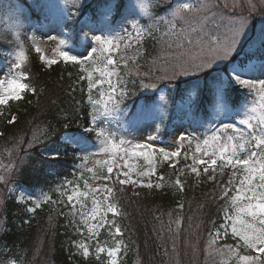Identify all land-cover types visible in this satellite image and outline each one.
<instances>
[{
    "label": "snow or ice",
    "instance_id": "obj_1",
    "mask_svg": "<svg viewBox=\"0 0 264 264\" xmlns=\"http://www.w3.org/2000/svg\"><path fill=\"white\" fill-rule=\"evenodd\" d=\"M45 7V5H37ZM122 6V5H121ZM144 15H149V4L142 3L139 5ZM208 6L200 3H178L171 11V20L165 19V23L169 24V32L176 33V20H186L185 14H195L203 11ZM0 13L6 14L11 21V27L16 32V45L19 49L15 53V59L12 60L9 69L8 77L0 79V105H7L10 100L22 99V93L29 87L26 83H22L21 79L26 80L27 76L21 73L20 79L13 75V68L19 69L26 60V54L23 47V42L20 39L23 34L24 21L22 19L23 9L18 3H6L0 5ZM103 22L97 23L94 26H89L87 31L81 29V35L84 41L87 42L83 54H72L70 52L71 45L67 40L60 39L58 46L55 49V55L58 59L47 58L38 38L33 35L30 37L33 41L34 51L39 55L40 61L48 66L64 62H71L79 65L81 72L84 75L82 80L87 81L88 101L91 105V110L87 113V119L82 125V132L69 134L65 132L58 137L54 143L56 148L47 155L48 162L53 166L60 164L61 158L69 151L71 147L73 152V164L76 168L93 173L100 162H96L93 166H89V155L106 154L110 157L102 162L106 165L107 176L98 177L105 181L112 178L114 169H118L115 173L116 179L120 185L140 184L141 187L152 188L151 182H138L130 175L132 165L128 160L132 157L142 158L147 164L152 165L157 153L164 160H171L181 155V149L184 147V142L189 145L196 141L195 153L192 156V164L189 165L190 171L200 176V167H203V173L207 174L211 170L212 175L210 180L215 178L217 167L221 170L231 168L232 174L226 184L222 186L221 199L227 198L228 207L231 211L225 212L226 220L229 223L221 224L224 229L223 235H228V229L231 230V235L237 240L235 247H229L230 253L236 257L237 264H264V66L261 67L260 76L252 77L245 75V68L241 67L238 62V54L243 49L247 39V31L250 30L247 17H239L229 25V35L221 41L219 38L211 40L214 45L209 48L210 55L206 57H198V63H195V69L199 74H207V78L213 83L209 89H200L197 85L189 92L187 96V106L190 110L200 113L198 126L205 128V134L201 138L196 134V130L192 132L181 130L176 137L174 143L176 149L169 151L164 147L155 148L147 142H139L127 135L120 134L112 129L113 121L119 122L122 126L126 123L128 129L134 130L135 127L145 121H153L163 123L168 118V110L166 105L157 104L155 100L142 104H135L132 108L125 106V101L134 93L129 91L128 84L125 79L120 76L116 70L119 66L118 61L113 58V53L119 51V41L124 37L112 28L110 19L111 12L104 11ZM76 16L75 12H69L63 17L62 22L70 21ZM129 27L135 32L136 38L139 40L144 34L139 24L135 21H129ZM129 27L123 28L124 34H131ZM183 31V29H181ZM99 33V34H97ZM49 40H57L58 37L50 35ZM189 44L192 41L188 40ZM255 47L261 52H264V28L261 29L260 35L256 40ZM10 51V50H9ZM94 54H96L94 56ZM87 62V63H86ZM101 63L103 66L101 67ZM127 67V65H124ZM191 65H189V68ZM182 71L179 74H187L188 68L181 66ZM100 79H94L97 75ZM2 75V73H0ZM113 77H116L115 83ZM107 83L108 92L106 94L101 91L100 99L93 98V92L97 85ZM140 88H152L151 83L141 82ZM241 89H246L249 96H256V101L245 111L239 114L234 122H227L224 119L219 122L212 119L213 115L228 112V100L233 94H240ZM34 91V90H33ZM182 98L184 94L182 93ZM165 98L160 97L163 101ZM231 119V117H229ZM68 126L65 125V128ZM94 134L95 144L99 145V151L89 153V146L92 141L91 135ZM119 136V139L117 137ZM156 136L149 135L146 141H154ZM33 143V141H29ZM77 152L79 155H77ZM123 160V163H119ZM187 158V157H186ZM79 160L80 163L76 164ZM219 162V165H218ZM174 167V165H172ZM128 169V171H124ZM155 167H150L147 170L139 173L142 177H150L155 174ZM181 175L183 172L181 171ZM239 175V179L237 176ZM120 176L125 177L120 179ZM159 179L163 180L161 176ZM70 181H66L62 188H67ZM176 185L183 190V184L179 178L176 180ZM85 187L89 191H80L79 187L72 190V194L67 196V201L72 205V210L75 211L77 204L80 205L81 221L88 223L94 221L88 227V232L92 234L94 229L104 226L106 216L111 213L113 217L120 214L116 204L109 201L112 193L111 188L103 189V200L97 199L96 194L101 192L100 188L92 189L87 181L84 182ZM160 184L155 187H160ZM232 193L229 196V193ZM92 193L90 210L83 200L89 198ZM83 198V200L81 199ZM50 197L45 193L42 200L34 201L35 208H39L42 203L49 202ZM182 207V205H181ZM35 208H30L28 211H34ZM113 227H115L113 222ZM115 234L120 235L121 230L115 227ZM221 235L219 229L215 230L214 238L210 244L215 243V240ZM82 249L83 255H89V249L83 244L78 245ZM243 248L250 250L257 255H240L238 249ZM103 247H97L96 252L103 253ZM119 249L110 248L107 251V256L112 258L110 264H117L115 257ZM99 258V257H98ZM10 264H15L14 261Z\"/></svg>",
    "mask_w": 264,
    "mask_h": 264
},
{
    "label": "rangeland",
    "instance_id": "obj_2",
    "mask_svg": "<svg viewBox=\"0 0 264 264\" xmlns=\"http://www.w3.org/2000/svg\"><path fill=\"white\" fill-rule=\"evenodd\" d=\"M32 5L35 3L38 5H45V7H40L39 19H32L27 17L23 19L24 29L23 32L27 31L25 34V41L28 44L23 43L24 51L26 57L28 58V51H34L33 41L30 39L31 36L35 35L38 38L40 47L43 50L44 55L50 59H58L55 55V49L58 46V41L60 39L67 40L71 45L70 52L72 54H83L87 42L83 40L81 30H88L89 26H94V22L86 20L84 18L78 20L75 24L76 26H70V29L66 28V22L63 21V17L69 12L78 13L84 3L88 0H28ZM129 7V12L127 16L120 17V22L115 21L116 27L120 26V29H115V25L112 26L113 30L119 32L120 35L125 36L123 28L129 27V21L135 20L136 22L140 19V22L137 23L141 26V20H148V23H151L154 18L153 12H155V7L161 6L159 11L160 16L158 19V26L164 30L165 41L162 39L164 47H162V54L160 57H154V59L149 60L146 67L140 68L139 70H133L132 65L128 64L130 54L123 50L121 59V66L124 70L117 67V71L120 73L126 82H131L134 84L135 89H132L128 84L129 91L134 93L130 95L129 101H125V106L132 108L135 104L146 103L145 97L152 96L153 100L157 104L166 105L168 114L170 109L172 113L169 118V122L166 119L163 123H156L151 120L145 121L135 127L134 130L128 129L126 123L122 126L119 122L113 121L111 124L112 129L116 130L120 134L127 135L129 138H132L139 142H147L152 144L155 148L164 147L169 151L176 149L177 145L174 143L176 137L181 132V130H187L192 132L193 129L196 130V134L201 138L205 134V128H200L198 122L200 120V113L195 118L190 115L191 111L187 106V96L189 92L195 87L193 79H197L202 82L200 89H209L204 87L203 82L207 80V85H212V81L207 78V74H199L195 69V63H198V57H206L210 55L209 48L214 46L211 44V40L219 38L223 41L229 35V25L234 22L239 17H247L248 25L250 30L247 31V39L249 43H246L243 49L238 54V62L241 64L242 68H245V75L252 77H259L261 67L264 66V52H261L258 48L255 47L257 38L260 35L261 29L264 28V0H199L200 3L206 4L208 7L195 14H185L186 20H176L177 24L176 33L171 34L169 32V24L165 23V19L171 20V11L174 6L178 3H196L197 0H124ZM11 3L14 0H10ZM34 3V4H33ZM147 3L149 4V15H144L142 9L139 7L140 4ZM22 6V4L18 3ZM39 7V6H38ZM111 7L109 6L107 11L111 12ZM23 13L25 12L24 7L22 6ZM102 13V12H101ZM153 15V16H152ZM96 19V23L103 22V14H99ZM96 25V24H95ZM183 29V31H181ZM129 32L126 36H129L131 41L129 44H135V32L129 27ZM99 34V33H97ZM50 35L57 36V40H49ZM129 38V39H130ZM191 40L192 43L189 44L188 40ZM120 45V44H119ZM29 49V50H28ZM10 50V51H9ZM19 49L16 45V32L15 29L11 27V21L7 18L6 14L0 13V79H6L8 77V69L12 62L15 59V53ZM122 47L120 45L119 51L113 53V58L116 53L121 52ZM249 54V56H248ZM36 55L39 58L38 53ZM96 54H94L95 56ZM255 56V57H254ZM262 57V59H259ZM24 61L23 64L27 61ZM119 59V58H118ZM133 59V58H132ZM40 60V59H39ZM243 60V61H241ZM62 61V60H61ZM118 61V60H117ZM64 62V61H62ZM71 63V62H70ZM87 63V62H86ZM21 65V67L23 66ZM43 64V63H42ZM45 65V64H44ZM127 65V67H124ZM189 65L191 67L189 68ZM48 66V65H45ZM103 66V63L100 65ZM181 66L188 68L187 74H179L182 71ZM19 69L13 68V75L16 78L20 79L21 73H24ZM264 79V77H260ZM94 79H100L97 75L94 76ZM116 77H113V82L115 83ZM187 82L186 87L182 88L183 90L178 93V86L181 85L183 81ZM21 82L24 83V79H21ZM141 82L151 83L154 85L152 88H140L139 85ZM164 83L170 84V94L165 91L161 86ZM182 86V85H181ZM209 86V87H210ZM100 92L103 91L106 94L108 92V85L104 83L103 85H97ZM241 94H237L241 97L238 102L233 98H237L236 94H233L228 100V112L220 113L219 115H213L212 119L219 122V120L224 119L227 122H234L239 118V114L245 111L248 107L252 106L256 101V96H249L246 89L240 90ZM184 94L183 98L181 94ZM23 94V93H22ZM163 96L165 99L160 100V97ZM137 98V99H135ZM100 99V97H99ZM149 101V102H151ZM47 105V104H46ZM191 114V113H190ZM231 117V119H229ZM188 119L197 120L196 122ZM168 125V132L165 138H162L160 135L162 133V128H166ZM82 132V129L80 130ZM73 134L71 132H67ZM156 136L154 141H146V137L149 135ZM86 135V134H85ZM92 136V141L89 146V153H95L99 151V145L95 144L94 134H88ZM28 136V135H27ZM26 136V137H27ZM26 137H22L19 134L18 140H25ZM119 139V136L117 137ZM17 141H13L12 144L5 143L6 140L0 142V203L1 199L8 191L9 193L16 196V200L26 204L28 211L30 208H35L34 201L42 200L43 196L38 194H27L22 192L13 191L10 187V178L9 174L11 173L13 167V155L16 148ZM38 141V135L34 137V143ZM30 144V143H29ZM196 141H193L191 145L187 142H184V147L181 149V155L179 157L173 158L169 161L171 165L177 164L180 162L181 166L174 173H180L181 171L186 170L189 174H193L190 171L189 165L192 164V156L195 153ZM26 146L27 141H26ZM79 154V153H78ZM158 161L164 160L159 153L155 156ZM187 157V158H186ZM110 157L106 154L102 155H89V166H93L94 163L100 162L99 166L103 170L107 171L106 165H103L104 160H108ZM119 163H123V160H119ZM166 161V162H167ZM155 158L152 165L147 164L142 158L132 157L128 160V163L133 167L130 171V175L133 179H136L138 182L148 183L151 182L155 184L156 180L154 175L150 177H142L139 173L147 170L150 167H154ZM80 161L78 160L77 164ZM219 165V162H218ZM205 166V165H203ZM80 169V168H79ZM230 169L228 177L232 174V169ZM82 170V169H81ZM157 170V167H155ZM115 172L119 171L114 169ZM128 171V169H124ZM211 171V170H210ZM221 169L217 167L216 173H221ZM156 172V171H155ZM203 172V170H200ZM116 176V175H115ZM194 176H197L196 174ZM125 177L120 176V179ZM239 179V175L237 176ZM177 178H174L176 182ZM168 179L163 178L160 184H167ZM176 184V183H175ZM132 187H141L139 183L136 185L126 184ZM77 187L75 184L70 183L67 186L66 190V199L67 196L72 194L73 188ZM80 191H83L81 186H78ZM97 188V187H95ZM93 188V189H95ZM102 186L101 192L97 193V199L103 200V189ZM107 188H111L107 186ZM232 193H229L231 196ZM92 193H90L91 201ZM146 196L137 197L136 200L132 201V217L139 220H144L141 225L133 224L132 229L135 232V237L142 238L140 240L141 246L144 245L149 249V255L147 257L146 264H150L151 259L156 255V258L153 261V264H237V259L233 256L229 247H235L237 240L232 237L230 228L228 229V237L233 240V242H223L225 238L224 229L220 227L221 224L229 223L226 220L225 212L231 211L228 207L227 201L226 204L219 208L217 211L220 218V224L216 225L213 222V214L205 208V205L201 204L193 209L187 211L186 217L183 218L180 216L174 215L170 210L162 211V209L155 208L154 205L147 204ZM82 199V198H81ZM1 205V204H0ZM92 204L89 208L90 210ZM112 216L109 213L106 216L107 223L103 227L94 229V232L90 234L88 232V227L91 224L96 223L94 221H89L87 224L82 222L80 223L84 226V237L79 240V244L83 243L90 253H97V247H103L105 251L103 253H97L98 255H103L105 259L110 262L112 258L107 256V251L110 248H118L120 251V242L115 238V227L112 226ZM110 217V219H109ZM113 217V216H112ZM111 221V223H110ZM113 228V229H111ZM219 229L221 235L215 240V243L210 244V241L214 238L215 230ZM82 251V250H81ZM119 251L115 257L118 262ZM240 255H257L250 250H245L242 247L238 249ZM37 264V263H35ZM133 264H138L137 260Z\"/></svg>",
    "mask_w": 264,
    "mask_h": 264
},
{
    "label": "trees",
    "instance_id": "obj_3",
    "mask_svg": "<svg viewBox=\"0 0 264 264\" xmlns=\"http://www.w3.org/2000/svg\"><path fill=\"white\" fill-rule=\"evenodd\" d=\"M9 1L0 0V5L9 3ZM14 2L22 4L25 9L22 19L31 16L32 19H39L38 4L33 3L32 5L28 0H14ZM109 6H112L110 17L112 26L115 25V21L120 22V17L127 16L129 12V7L124 0H88L78 13L75 12V17L66 22V28L76 26L78 20L83 18L88 25L86 20L94 22V25L97 24L95 18L102 14L101 12L107 11ZM161 8V6L155 7V12H153L155 15H152L154 20L151 23H148V20H141L145 34L139 40L134 37V45L129 44L132 38L126 35L119 41L122 51L116 53L115 57L118 60V67L122 70L121 73L124 72L121 66L123 50L130 54L128 64L132 65L134 71L139 70L138 67L144 69L149 60L160 57L163 53L162 39L164 38L165 41V35L164 30L158 26ZM138 21L140 22V19ZM115 29H120V26L115 25ZM77 31L81 32V30ZM26 32L20 36L24 44H27ZM27 54V61L21 70L26 73L24 75L27 79L24 83L29 87L23 92L22 99L10 100L7 105H0V142L6 140L5 143L12 144L13 141L18 140L19 134L22 137L28 135L26 137L28 146L23 139L17 141L12 159L13 167L9 174L10 187L15 189L13 191H24L32 195L43 196L46 193L50 200L28 213L26 204L17 201L16 196L9 193L10 189L6 191L0 203V264H9L12 261L15 264H110L103 255L97 253L89 252V255L85 257L82 249L78 247L79 240L85 234L84 226L79 220L81 209L77 204L73 211L72 205L68 203L67 189L61 187L66 181H70L75 186H81L83 191H89V188L85 187V181L92 189L102 188V186L111 187L112 193L109 201L116 204L120 212L116 217L110 216L112 218V223L111 221L110 223L113 225L114 222L115 227L121 230V234L114 238L120 242L117 264H133L135 260L138 264H146L149 255V249L140 244L139 239L142 238L135 237V232L131 228L133 224L141 225L144 221H137L132 217V201L139 196H146L147 204L154 205L162 211L170 210L174 215L183 216V218L186 217L188 210L203 204L213 214L214 224H220L217 211L227 201V198L221 199L220 196L222 186L229 179V168H224L221 173H215V178L210 180L208 177L212 175L211 171L207 174L201 172L200 176H194L195 173L189 174L184 170L181 175V172L174 173L181 166L180 162L174 164L173 167L170 163L168 164L169 161H158L155 157L154 167H157V170L154 178L156 182L152 188H147L120 185L115 171L111 179L107 181L99 179L98 177L108 175L107 171L101 167L95 168V175L87 171H83L81 175L82 170L73 164L71 147L61 158L60 164L55 166L50 164L47 155L56 148L54 141L65 132L80 133L81 126L87 119V113L91 110L87 81L81 79L84 73L81 72L79 65L60 61L57 64L45 66L36 53L30 50ZM189 81H193L195 86L198 83L199 87L202 84L197 79ZM189 81L181 82L182 86H178L177 94L183 90V87H186ZM127 83L135 89L133 83ZM169 85L164 83L161 86L168 94H170ZM203 85L207 88L210 86L207 85V80L203 82ZM99 93L100 90L97 87L93 92V98L98 100ZM236 97L233 99L238 102L241 97L238 95ZM145 99L149 102L153 97L148 96ZM129 100L131 99L127 101ZM172 111L170 109L164 124L169 120ZM188 115V117L192 115L195 118L199 112L191 110ZM65 125L68 127L65 128ZM161 131L160 136L165 138L168 125ZM36 135H38V141L34 143ZM29 141L33 143L29 144ZM77 155H79L78 152ZM77 162L78 160L76 164ZM199 167L203 170L205 166ZM161 176L168 179L167 184H160ZM175 177L181 180L182 191L175 184ZM157 184L161 186L155 187ZM83 202L87 208L91 206L90 198ZM222 241L233 242L228 235ZM155 259H157L156 255L151 259L150 264H153Z\"/></svg>",
    "mask_w": 264,
    "mask_h": 264
},
{
    "label": "bare ground",
    "instance_id": "obj_4",
    "mask_svg": "<svg viewBox=\"0 0 264 264\" xmlns=\"http://www.w3.org/2000/svg\"><path fill=\"white\" fill-rule=\"evenodd\" d=\"M36 209V208H35ZM33 212V211H32ZM10 264V263H9Z\"/></svg>",
    "mask_w": 264,
    "mask_h": 264
}]
</instances>
